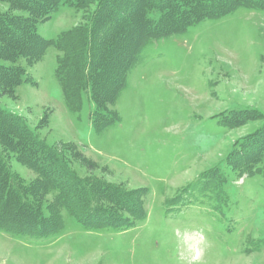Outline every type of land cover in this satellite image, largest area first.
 Returning <instances> with one entry per match:
<instances>
[{"label":"rangeland","instance_id":"rangeland-1","mask_svg":"<svg viewBox=\"0 0 264 264\" xmlns=\"http://www.w3.org/2000/svg\"><path fill=\"white\" fill-rule=\"evenodd\" d=\"M94 7L62 5L39 19L36 31L45 39L80 33ZM0 15L30 16L2 0ZM58 55L51 46L31 61L0 58L24 77L13 86L0 78V108L20 116L78 176L127 191L146 217L126 230L89 231L62 210V228L46 237L0 230V264H264V175L240 177L225 162L239 138L264 125V11L240 7L148 41L120 94L101 95L119 117L100 131L85 93L79 111L67 108L55 75ZM245 108L252 118L235 128L215 117ZM0 152L39 206L55 209L27 161L1 140ZM214 166L226 176L220 201L196 183Z\"/></svg>","mask_w":264,"mask_h":264},{"label":"trees","instance_id":"trees-1","mask_svg":"<svg viewBox=\"0 0 264 264\" xmlns=\"http://www.w3.org/2000/svg\"><path fill=\"white\" fill-rule=\"evenodd\" d=\"M26 11L22 19L0 15V58L18 56L29 61L40 58L48 47L62 51L57 56L55 75L67 108L79 111L85 93L93 103L91 125L96 131L110 126L118 117L100 98L117 97L143 46L152 39L181 33L205 19L218 18L245 7L264 11V0H2ZM94 4V10L80 33L60 32L45 39L36 31L39 19H48L62 5L81 8ZM0 78L8 86L21 82V68L0 65ZM105 97H102V96ZM251 108L215 115L218 123L235 128L252 118ZM1 143L15 151L32 167L39 186L51 193L55 207L43 210L38 200L7 166L0 152V230L8 234L46 237L63 226L61 211L66 210L85 230L110 228L126 230L146 217L122 189L95 178L78 176L62 155L40 142L27 124L15 113L0 108ZM226 165L238 176L264 175V125L232 145ZM224 172L217 166L197 178L200 186L216 201L226 199L222 185ZM107 201L112 207L102 205ZM169 201H173L170 199Z\"/></svg>","mask_w":264,"mask_h":264}]
</instances>
